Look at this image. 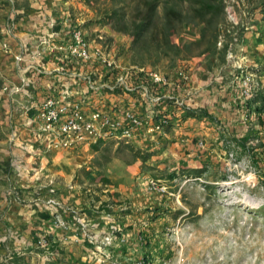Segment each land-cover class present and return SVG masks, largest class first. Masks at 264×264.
<instances>
[{
    "label": "rangeland",
    "instance_id": "rangeland-1",
    "mask_svg": "<svg viewBox=\"0 0 264 264\" xmlns=\"http://www.w3.org/2000/svg\"><path fill=\"white\" fill-rule=\"evenodd\" d=\"M62 1L66 3L67 20L71 24L69 39L71 31L79 29L91 49H101L117 61L121 57L118 63L123 70L132 66L128 36L115 33L100 22L97 13L83 0ZM224 2L225 9L230 8L234 13L237 24L230 23L225 13L226 23L218 39L221 45L217 47L237 39L245 48L243 56L257 87L253 94L255 97L257 92H264V22L259 11L250 12L255 2ZM200 28L185 25L175 42H199ZM249 37L260 39L258 43L261 47L257 49L255 44L249 45ZM199 51H194L186 60L177 61L171 69L167 68L166 62L152 69L166 75L171 83L176 80L178 71L188 74L189 81L179 88L186 91L185 97L178 99L184 100L189 107L193 104L189 99L198 97L205 88L204 85L200 88L191 85L193 75L203 71L208 88L219 83L232 89L237 81L226 56L223 65H215L216 60L200 55ZM97 84L103 82L97 81ZM171 87H174L173 84ZM235 90L237 95L238 90ZM220 94L218 90L213 91L212 99L226 104L227 98H222ZM227 108L215 113L212 111L215 121L210 126L194 123L188 128L187 124L177 126L179 124L174 123L172 130L174 133L181 132V135L170 136L165 125L160 133H156L157 137L151 139L137 137L128 144L105 140L113 141V144L103 145L102 149L106 151L95 153L90 146L88 151L79 154L65 153L48 166L53 175L51 183L57 188L56 193L71 189L88 203V209L96 215H108V219L116 221L108 223L105 231L110 225L124 230L133 226L137 229V241L143 252L131 264L140 259H144L145 264H264V186L254 174L248 156L237 154L238 149L232 144L229 148L222 147L219 141L240 137L246 131L244 125L252 127L255 121L246 117L245 109L237 113ZM200 141L203 147L198 146ZM249 145H257V140ZM142 156L146 157L145 161H142ZM105 157H109L110 161L101 175L94 167L95 160L104 163ZM0 165L7 167L9 162L0 160ZM261 167H264V156ZM198 170L201 171L199 177L188 174ZM112 185L118 186L117 192L110 190ZM23 192L18 188L11 189L5 191V196L17 199L22 197ZM37 193L38 190L31 195L37 197ZM23 199L26 201V198ZM11 208L10 204L2 207L1 215H11ZM135 216L138 218H133ZM62 222L67 226L63 215L57 212L52 215L51 224H35L32 237L22 249L14 255L6 249L0 252V264L65 263L61 248L64 249L66 241L59 240L60 235H56L62 234L59 232L63 229ZM14 227L11 220L0 221V231L8 232ZM1 244L7 245L6 240ZM81 244L90 243L83 241ZM97 246L90 244V261L85 263L99 264L91 255V252L98 255ZM105 251L112 256L110 248Z\"/></svg>",
    "mask_w": 264,
    "mask_h": 264
},
{
    "label": "crops",
    "instance_id": "crops-1",
    "mask_svg": "<svg viewBox=\"0 0 264 264\" xmlns=\"http://www.w3.org/2000/svg\"><path fill=\"white\" fill-rule=\"evenodd\" d=\"M1 1L5 5L0 10V40L7 41L9 50L5 52L0 47V160L9 162V165L7 167L0 165V210L10 204L13 213L3 216L0 212V221L11 220L15 229L8 232L0 231V242L6 240L7 244L0 245V252L3 253V249H6L14 255L23 248V244L29 242L28 238L32 237L35 224L41 222L51 224L52 215L58 212L63 215L68 226L67 230L59 229L62 234L56 233L57 236L60 235L59 240L66 241L63 245L64 249L61 248L65 261L63 264H87L85 262L90 261L88 259L90 244H81L83 241L75 244L73 237L76 235L82 237L80 228L84 223H88L90 230L99 237L105 232L108 223L116 221L108 219L110 217L108 215H96L88 209V203L86 204L71 189L56 193L57 188L51 183L53 175L48 171V166L65 153L79 154L88 151L90 146L78 145L76 149L67 151L45 150V141L52 136L39 134V123L35 121L34 115L50 97L60 101L68 97L71 101L80 100L89 105L93 103L111 117H116L118 111L127 109L144 117H152L156 108L145 101L139 89L130 93L122 90L118 93L104 91L102 85H107L112 78L104 73L103 67L96 61L82 64L65 57L70 43L68 33L71 29L70 21L67 20V7H64L65 2L62 0ZM51 21L55 22L53 28L49 26ZM6 30L10 32L5 38ZM53 33L55 37H52ZM249 38L247 40L249 45L255 44L257 49L261 47L258 43L260 39ZM18 54L23 57L20 63L14 60V56ZM132 68L133 66L128 67V69ZM88 79L97 85V89L89 88ZM141 79L131 78L130 84L140 85ZM96 80L102 81L103 84H97ZM206 82L207 78L203 71L193 75L191 85H197L198 88L204 85L205 88L200 91L198 97L189 99V102H193L192 108L207 110L211 114L212 111L215 113L228 107L227 110L231 108L232 112L238 113L239 110L235 109L234 105L238 101L242 102L243 99L236 95L237 91L234 87L230 89L228 85L215 83L216 87L208 88ZM15 87H20V91L13 93L12 88ZM176 89L167 86L152 89L151 92L161 96L162 100L166 97H185V90ZM215 90L221 93L222 98H227L226 104L212 99ZM98 98L101 100L99 101ZM173 134L177 136L182 133L177 131L174 133L170 128L169 135L173 137ZM156 135L158 134H148L144 128L138 132V137L144 139L146 137L151 139ZM117 187L112 185L110 190L117 192ZM17 188L25 191L22 197L17 195L16 199L5 196V191ZM36 190L39 191L37 197L31 195L33 192L36 193ZM23 198H26V201H23ZM51 199L59 201L61 207L48 204ZM121 231L125 242L121 245L116 241L109 247L111 259L117 264H131L132 260L141 256L143 247L138 244V231L134 226L126 230L122 228Z\"/></svg>",
    "mask_w": 264,
    "mask_h": 264
},
{
    "label": "trees",
    "instance_id": "trees-1",
    "mask_svg": "<svg viewBox=\"0 0 264 264\" xmlns=\"http://www.w3.org/2000/svg\"><path fill=\"white\" fill-rule=\"evenodd\" d=\"M251 1L255 4L250 12L259 11L261 21L264 22V0ZM83 2L95 11L100 22L109 26L113 32L130 38V64L134 67L152 70L160 63L166 62L167 68L171 69L177 61L186 60L196 50H200V55H207L208 58L216 60L215 65L225 63L228 43H224L221 48L217 47L221 28L226 23L224 0H83ZM3 4L4 2L0 0V10ZM185 25L201 27L199 42L184 44L175 42V38ZM156 88L161 87L153 89ZM104 91L120 92L118 89ZM82 105L86 110H100L93 103L89 105L83 101ZM154 107L156 112L151 120L158 122L164 119L168 129L174 126V123L179 124L177 126L187 124L188 128H191L194 123L210 126L215 121V117L207 110L180 107L171 98L163 99ZM234 108L242 112L245 109L246 117L255 121L253 124L255 126L244 125L246 131L240 137L234 136L219 141L222 147L229 148L232 144L238 149L237 154L248 156L254 174L261 179L264 186V167H261L264 156V92H257L255 97L252 95L244 102H236ZM254 140H257V145H249ZM110 144H113V141L98 140L91 145V149L95 153L106 151L102 149L103 145ZM145 158L142 156V161H145ZM109 161V157H105L104 163H99L97 159L94 167H97L102 175L101 171ZM188 174L199 177L201 171H189Z\"/></svg>",
    "mask_w": 264,
    "mask_h": 264
},
{
    "label": "built area",
    "instance_id": "built-area-1",
    "mask_svg": "<svg viewBox=\"0 0 264 264\" xmlns=\"http://www.w3.org/2000/svg\"><path fill=\"white\" fill-rule=\"evenodd\" d=\"M225 13L230 23L236 25L237 20L231 9L226 8ZM54 24L55 22L51 21L49 23L50 28H53ZM9 32L6 30L5 37L9 36ZM52 37H55L54 33ZM217 45L220 46L221 42L219 41ZM0 47L5 52L9 50V45L4 39L0 40ZM244 49L239 41L234 39L233 42L228 44L226 60L233 73L237 75L235 88L238 90V96L242 99H249L257 87L246 65L247 61L243 56ZM65 57L72 58L82 64L96 61L103 67L104 73L112 78L111 84L102 85L101 88L109 91L118 89L128 93L139 89L145 101L150 105H156L162 100L161 96H156L151 92L154 87H167L173 84L175 88L179 89L181 85L189 81L188 74L182 70L177 72V78L173 83L169 81L166 75L158 71L137 67L123 70L118 61L111 57L110 54H106L98 48L91 49L79 29L71 31L70 44L67 46ZM14 60L20 63L23 61V57L18 54L14 56ZM132 71H135L134 74L136 76ZM135 77L137 79L142 78L140 85L133 86L130 84L131 78ZM88 80L89 88L92 90L97 89V85L90 79ZM19 91L20 87L12 88L13 93ZM166 98L173 99L174 103L180 107H189V105L178 98ZM82 102L80 100L71 101L68 97L64 98L63 101L50 97L36 111L34 119L39 123V134L52 136L46 139L44 145L45 150L67 151L76 149L78 145L84 144L91 146L98 140H116L128 144L138 137V132L141 128H144L148 134L160 133L166 125L164 119H160L158 122H152L151 117H144L128 109L118 111L116 117H111L109 114L100 110H86L83 108ZM198 146L203 147L204 145L200 141ZM48 204L57 208L61 207L60 202L55 199L49 200ZM60 225L63 229H68V226H65L64 222ZM80 231L82 237L79 235L74 236L73 242L79 243L80 241H86L93 246L98 244V255L95 252H91V255L99 264H106L111 260L109 252L105 251L106 248H109L116 241L119 243L125 242V237L121 229L116 225H110L99 237L90 230L88 223H84ZM110 263L117 264L112 261ZM133 264H145V260L140 259L133 262Z\"/></svg>",
    "mask_w": 264,
    "mask_h": 264
}]
</instances>
